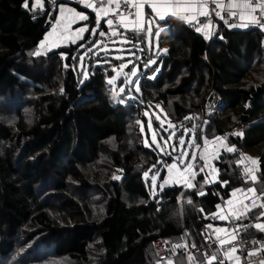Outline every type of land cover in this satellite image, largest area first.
Returning <instances> with one entry per match:
<instances>
[{
	"label": "trees",
	"instance_id": "obj_1",
	"mask_svg": "<svg viewBox=\"0 0 264 264\" xmlns=\"http://www.w3.org/2000/svg\"><path fill=\"white\" fill-rule=\"evenodd\" d=\"M33 1L26 8L25 0H0V264H166L154 247L161 240L185 245L173 264H193L190 245L205 246L201 232L212 224L220 197L227 201L233 189L253 186L264 193L263 30L220 21L206 39L179 19L161 22L159 46L167 51L144 70L138 99L115 105L100 65L105 58L91 60L88 79L78 68L91 32L76 45L33 55L52 23L31 18ZM212 92L223 101L215 118L205 114ZM159 103L172 107L170 119L181 133L191 121L235 146L214 160L215 183L205 184L201 173L195 188L176 185L152 197L143 176L151 166L141 156L154 164L160 156L134 139L132 122L147 123L145 112ZM253 152L261 154L250 183L237 161ZM92 192L101 197L99 206ZM261 209L239 219L248 225L243 238L264 239L253 226L263 219L257 220ZM261 261L264 250L255 258Z\"/></svg>",
	"mask_w": 264,
	"mask_h": 264
},
{
	"label": "snow or ice",
	"instance_id": "obj_2",
	"mask_svg": "<svg viewBox=\"0 0 264 264\" xmlns=\"http://www.w3.org/2000/svg\"><path fill=\"white\" fill-rule=\"evenodd\" d=\"M79 3L83 4L85 8L91 9L95 13L94 19H90V15H86L84 11H78L77 8L71 7L64 3L63 0H50V4L58 9V15H52L51 31L47 32L44 39L40 42L41 45H46L48 47H58L63 41L70 40L72 43H76L77 40L84 39V33L91 32L97 34L99 37L108 36L109 40L113 37H124V33L119 32V28L122 27L125 30H130L134 33L146 32L149 37L153 35V26L155 25L156 31L155 36L159 38L161 31H163L162 23H167L168 19L176 17L195 27L196 32H201L202 29H209L212 20L211 14L214 13L215 17L219 18L228 25L230 28H249L258 27L264 30V0H79ZM145 5L150 9V13L145 12ZM210 5L214 7H210ZM25 7H28V0H25ZM32 7L43 9L44 0H34ZM132 9H135V15L132 16ZM225 14L229 18H233L232 22L225 18ZM203 17L207 22H202L200 18ZM238 17V20L235 19ZM102 18L106 19L107 31L100 30L98 28L102 26ZM77 21L87 22L84 26L77 27L73 29V25ZM94 24V27H89V25ZM199 25V26H196ZM131 26V28L129 27ZM110 33V35H108ZM210 32L205 31V38H209ZM222 38V37H221ZM122 42H128L127 37H124ZM97 43H102V41L95 40L92 41L89 51L92 47H95ZM158 46V44H157ZM136 47V45H133ZM143 51V49H141ZM161 51H167L166 49H161ZM107 54V53H106ZM134 55V53H132ZM33 55H40L37 51ZM83 61V57H80ZM115 59L120 60L122 57L117 56ZM99 62V61H98ZM105 63L109 61L105 60ZM129 64L132 63L131 60L128 61ZM155 63L154 60L149 58L143 63L144 68H148L149 65ZM67 67V65H65ZM127 64L121 63L119 69H124ZM116 75L111 76L107 83L115 89L118 77L123 75L124 80L119 88V91H113L112 99L118 101L120 104H125L128 100H134L136 97L132 94L133 91L139 93L141 91V85L139 82V77L137 74L136 66H133L128 73H121L117 69H113ZM85 77L87 76V70L84 71ZM131 77H137V79H131ZM154 78V77H151ZM123 94V95H122ZM159 107V105H157ZM148 113L145 112V116ZM185 119H190V117H185ZM156 120L159 121L160 117L157 116ZM137 124L141 125L140 131L143 133L144 126L143 121L138 120ZM153 121L151 118L148 120V129L153 132L152 144L158 149L163 156L168 157L171 163L164 161V166L167 168L168 175L163 177V182L157 185V177L160 176V172L157 169V165L153 164L148 170L143 172V176L151 181L152 194L155 195V189L157 186L163 190L165 185H183L185 188L192 189L196 187L197 176L203 173V179L205 184L215 183L219 179V169L216 168L211 161L218 160L219 150L221 148L225 149L227 152L232 153L235 151V146H228L225 143L226 137H215L212 141H209L206 137L203 138V145L197 143V140L201 139L199 135H196V126L193 125L191 129H185L186 132L193 133V138L185 140L183 136L177 138L178 144L180 146V151H176V144H169L168 141L173 139L175 136V130L172 134L168 135L167 139L163 136L160 137L163 143L158 142L157 133L152 127ZM160 127L163 131L167 132V129L163 128V121H160ZM168 128H173L174 125L169 121ZM236 135H242V133H235ZM145 146L150 147L147 140H145ZM187 146V147H185ZM168 148L172 149V152L168 151ZM188 148L200 149L199 158L195 151L189 153ZM175 153V154H174ZM244 159L251 161L252 165L257 164V159L251 157L241 156V160L237 161L239 165ZM201 161L203 163H201ZM198 169V171H197ZM210 170V171H209ZM151 173V176H150ZM254 173L251 167H246L244 169L245 179L248 174ZM213 177L210 179L209 177ZM251 179L255 182L256 177L252 174ZM221 186H228V181H219ZM238 192L255 193L254 188H235L231 192V196H236ZM198 195H206L203 191H198ZM264 197V193L257 196V200H261ZM178 201L180 197L177 198ZM223 200V197H221ZM188 203H191L189 198ZM227 208L231 209L230 212H225L224 208L220 203L215 205L217 209L216 212L211 213L213 219H218L220 221H235L241 218L242 215H246L247 212L251 211L246 205L241 209H234V201L228 199L226 202ZM260 208H264V201L259 205ZM203 211V209H201ZM264 217V212H261L257 217ZM260 232H264V223H255L253 225ZM208 229H212L213 225L210 223L206 226ZM239 227V225H237ZM247 228L248 225H244ZM216 240L219 242L220 246H224V256L228 258L231 262L234 257L233 253L238 251L237 248L227 247L231 243V239L228 238V229L226 228H215ZM220 233H226L225 236H220ZM234 239L235 237L232 236ZM185 245H174V250L184 247ZM195 247V245H193ZM252 255V253H249ZM215 254L212 255V260H217ZM239 259V257H235ZM219 264H225L224 260H220ZM264 264V261H261Z\"/></svg>",
	"mask_w": 264,
	"mask_h": 264
},
{
	"label": "rangeland",
	"instance_id": "obj_3",
	"mask_svg": "<svg viewBox=\"0 0 264 264\" xmlns=\"http://www.w3.org/2000/svg\"><path fill=\"white\" fill-rule=\"evenodd\" d=\"M44 5H45V3H44ZM69 6H71V5H69ZM71 7H73V6H71ZM77 10L80 11L78 8H77ZM51 17H52V15L48 16V20L49 21H52V20L49 19ZM77 22H76V24H74L72 26L73 29H75L77 27H80V26H84L87 23V22L82 21V23L80 22L79 24H77ZM93 25H92V27H93ZM89 27H90V25H89ZM51 30L52 29L50 28L47 32H50ZM87 33L88 32L84 33V37L86 36ZM136 35H137L138 41H133V40L127 39L128 42H122L124 37L126 36V33H124V37H113L112 40H108V36L107 35L105 37H100L99 38L98 36L95 37L96 36L95 34L93 36L92 33H91V36H90V38L88 40V46H90L92 41H95V40L102 41V43H97L95 45V47L91 48V51H89V48H88L87 51L83 55H81V57H83V61H81V59H80V63H79V67L78 68H79L80 73L83 74L84 79H88L89 78V74H88L89 73V68L93 67V69H95V66H91L92 64H89L91 62V60L92 59H97V58H99L101 56V58H105V60L109 61L108 63H105L104 62L105 60H104V61H102L103 63L100 64L101 66H103L104 71L106 73V76H107L106 80H108L111 76L116 75V72L113 71L114 68L117 69L118 71H120L121 73H128V72H130V69L133 66H136L137 74H138V77H139V82L141 83V80L143 79V76H144L143 75L144 74V70H146V69H148L150 67V65H149L148 68H144L143 67V57L147 55V56H152L154 59H156L158 54L162 55L165 51H161L160 46H159V38H157L155 36L154 31H153V35L151 37H149L148 34H145V33H142V32L141 33H136ZM140 38H144V41H145L144 45H143V43L141 41H139ZM78 43H76V44H78ZM157 44H158V46H157ZM62 45H63V42H61L58 47L50 48V47H48L46 45L42 46L41 43H39V45H38L37 49L35 50V52L39 51L40 54H44V53H47V51H49V53H51V52H53L52 50L57 51V50L61 49V47H63V46H66V47H67V45L69 46L70 45V41L68 40V41H66V43L63 46ZM133 45H136V47H133ZM145 47H146V49H145ZM141 49H143V51H141ZM152 50H154V51H152ZM132 53H134V55ZM92 56H93V58H92ZM117 56L122 57V59H120V60L115 59ZM149 58L150 57H147L145 62ZM129 60L132 61L131 64L128 63ZM121 63L127 64V67L124 68V69H119V65ZM142 68H143V70H142ZM85 69L87 70V76L86 77L84 75ZM131 79L134 80V79H137V77H131ZM123 80H124V76L123 75L118 77L115 89H113L111 85H108V90L109 91H108L107 94H108V96L111 99H112L113 91L115 90V91L118 92L119 88L121 86H123L122 85V81ZM135 93H137V92L133 91L132 94L135 96ZM212 93H211L210 101H209L210 104L213 101H215L216 99H218L216 94L214 96V95H212ZM137 94H139V93H137ZM137 99L138 98H136L134 100H137ZM113 102H114L115 105L120 104L116 100H113ZM155 102H156L155 101V97H152L151 98V102L149 104H153V106H154ZM126 103H129V102L127 101ZM158 105H159V107L156 106V107H153L152 109H150L151 112H149L148 115H147V117H148L147 123L143 122V126H144L143 133L140 131L141 125L137 124V121L135 119H133V122H132V127L133 128L131 127L132 131H133L134 139H137L140 142V144L144 145V147H146L145 146V140H147L148 144L151 145V146L150 147H146V148L152 150L156 154L159 153L160 161L156 164L157 165V169H154V171L158 170L160 172V174H161L160 176L157 177V185L162 183L163 182V177H166L168 175L167 168L164 166V161H167L168 163H171V160L168 157L163 156V154L158 149L155 148V145L152 144L153 132L148 129V120H149V118H151L152 121H153L152 127L156 131L157 140L160 143H163V140L160 139L161 136H163L164 139H167L168 135L172 134L173 131L175 130V136H173V139L168 141V143L169 144H176V151L177 152L181 150L180 146L178 144L177 138L180 137V136H183L185 138V140L187 141L189 139H192L193 135H194L193 133L185 131V129H191L192 128L193 125H192L191 121H187V123L184 124V126H185L183 128L184 133H181L182 131H180V129H177V126H175L174 123H172V121L170 119V114L172 113V107L166 109L165 105H163V103H159ZM205 114H206V111H205ZM157 116L160 117L159 121L156 120ZM160 121H163V128L167 129V132H165V131H163V129H161ZM169 121L174 125V129L173 128H168V122ZM195 126H197V125H195ZM207 133L208 132H207V130L205 128V125L202 127V130L198 129V127H197L195 134L199 135L201 137V139L197 140V143H200L201 145H203V138L204 137H206L209 141H212L216 137V136H208ZM185 147H187V146H185ZM168 151L172 152V149L168 148ZM188 151H189V153L195 151L197 153V157L199 158L200 149L188 148ZM223 151H225V149L221 148L219 150V154L221 152H223ZM256 154H261V153L260 152L259 153L253 152V153H249V154L246 153V154H242V155L245 158L246 157H251L253 159H258L259 156H257ZM241 156H240V160H241ZM141 158L146 162L147 165L152 166L154 164V160L152 159V157L151 158H147V157L141 156ZM201 163H203V162L201 161ZM211 163L215 166V161L214 160H212ZM147 165H146V167H147ZM241 165H242V167H241L240 170H241V175L243 177V181H250V183H254L253 180L251 179V176H252V174H254L255 177L257 178L258 163L255 164V165H252L251 161H249L247 159H244L241 162ZM246 167H251L254 170V173L248 174L247 178L245 179L244 169ZM146 170H148V168H146ZM197 171H198V169H197ZM150 176H151V173H150ZM209 178L212 179L213 177L210 176ZM144 179H145L146 182H148V189L150 190L152 197L158 195L160 193V191H161L159 186H157V188L154 190L155 191V195H153L152 194V189H151V181H150V179H146L145 177H144ZM173 186H176V185H173V184L165 185L163 189H166L168 187H173ZM249 188H254L255 193L253 194V193L242 192V195H240L239 198L233 204V208L238 207V205L241 204L242 199H245L244 202H249V204L252 206V208L254 206L259 205L262 201H264L263 197L261 198V200H257L256 197L259 196V194L256 192V188L254 186L253 187H249ZM237 194H241V192H238ZM237 194H236V196H237ZM90 197H92L93 199L96 197L94 202L98 206L100 204H102L101 197L96 196L95 193H93V192L90 193ZM231 197H233V196H231ZM257 207H259V206H257ZM261 212H264V208L261 209ZM259 213L260 212H257V215H259ZM260 223H264V219H262L260 221ZM32 246L33 245H29L26 249H23V250H27L29 248H32ZM35 246L36 245H34V247ZM18 255H22L21 250L18 253ZM157 257L158 258L162 257L160 252H159V254L157 252ZM37 263H42V262L38 261V262H36L34 264H37ZM55 264H70V263L67 262V261H59V262H57Z\"/></svg>",
	"mask_w": 264,
	"mask_h": 264
},
{
	"label": "built area",
	"instance_id": "obj_4",
	"mask_svg": "<svg viewBox=\"0 0 264 264\" xmlns=\"http://www.w3.org/2000/svg\"><path fill=\"white\" fill-rule=\"evenodd\" d=\"M63 1H67L73 4H78V5L81 4L79 3V0H63ZM44 3L45 5L43 9H38L30 13V16L33 20L45 18V17H48L49 15L56 14L57 8L53 7L50 4V0H44ZM210 7H214V6L210 5ZM131 11H132V16H134L135 10L132 9ZM225 18L229 19V22H232L233 18L227 17L226 14H225ZM235 19L238 20V17ZM200 20L202 22H207L206 19L203 17H201ZM211 20L213 22V28L211 30V35L209 36L210 38H212L216 32L217 23L220 21L223 22L219 18L215 17L214 13L211 14ZM185 24L189 27L194 28V26L188 23H185ZM226 26L228 27V25ZM251 28H258V27H249L245 29H251ZM230 29L239 30L241 28L236 27V28H230ZM133 35H136V34L135 33L126 34L125 37H127V39L132 40ZM147 57H150L152 60L155 61V63L151 64L150 67L155 66L161 60L160 56L158 55L156 59H154L152 56L146 55L143 57V63L145 62ZM213 94H215V92ZM222 105H223L222 100L216 99L215 101H213L205 110L207 116L214 117V118L219 116ZM225 202H226L225 199L220 200V204L222 205L223 208H225L226 206ZM228 225L231 228L230 235L234 236L235 238L231 239V243L227 247L238 249L236 253L232 254L234 259L231 262H229L228 258L224 256V246H220L219 242L216 240V236L214 235L213 231L206 228L201 232L202 238L205 241V246L203 248H198L197 246L193 247L194 244H191L190 249L188 250V253L191 257V261L193 264H211L213 262H219L220 260H224L225 263H228V264H249L245 257V254L253 253V252L259 251L260 249L264 248V240H260L257 237L243 238L242 233L245 231L246 228L243 227L244 225L240 224L239 220H235L234 222L228 221ZM237 225H239V227H237ZM174 245H177V244L169 245L166 240H161L154 244L156 252H158V254L160 252V254L162 255V257L159 258L161 261L165 262L166 264H173L174 258L180 249L179 248V249L174 250ZM213 254L217 256L218 258L217 260H212ZM235 257H239V259L237 260L235 259Z\"/></svg>",
	"mask_w": 264,
	"mask_h": 264
},
{
	"label": "crops",
	"instance_id": "obj_5",
	"mask_svg": "<svg viewBox=\"0 0 264 264\" xmlns=\"http://www.w3.org/2000/svg\"><path fill=\"white\" fill-rule=\"evenodd\" d=\"M64 3H66V4H68V5H71L69 2H67V1H63ZM33 3H34V1H33ZM225 3H227V0H225ZM71 6H73V5H71ZM81 8H82V11H84L85 12V14L86 15H88V12H91V13H93L92 12V10L91 9H88V8H85L84 7V5L83 4H80L79 5ZM74 7V6H73ZM77 8V7H76ZM32 9L33 10H38L39 8H33L32 7ZM135 10V9H134ZM145 12L146 13H150L151 12V9L147 6V5H145ZM94 14V16H95V13H93ZM55 15H58V9H57V11H56V14ZM173 18H176V17H173ZM106 19L107 18H102V26L101 27H99L98 28V31H100V30H105V31H107V25H106ZM176 19H179V18H176ZM181 22H183V23H185L184 21H182L181 19H179ZM82 23V21H78L77 22V24H79V23ZM52 23H54V21H52ZM51 23V24H52ZM95 25H93V27H94ZM196 26H199V25H196ZM130 28H131V26H129ZM195 28V27H194ZM212 28H213V22H212V24H211V26H210V28L209 29H202L201 30V34H203L204 35V33H205V31H208V32H210L211 33V30H212ZM241 29H243V30H246L245 28H241ZM119 32H123V33H126L127 34V32L128 33H131L132 31H130V30H125L124 28H122V27H120L119 29ZM157 29H156V27H155V25L153 26V31H154V34H155V31H156ZM162 32V31H161ZM263 32H264V30H263ZM132 33H134V32H132ZM142 33H145V34H147L146 32H142ZM161 34V33H160ZM97 35V34H96ZM108 35H110V33H108ZM211 35V34H210ZM98 36V35H97ZM205 36V35H204ZM99 37V36H98ZM160 37V36H159ZM100 38V37H99ZM109 40V39H108ZM66 41H68V40H66ZM66 41H63V45L66 43ZM70 41V40H69ZM78 42H81V40H77L76 41V43H78ZM76 43H72L71 41H70V44H76ZM62 45V46H63ZM64 47V46H63ZM50 48H55V47H50ZM62 48V47H61ZM145 49H146V47H145ZM162 49H164V48H162ZM166 49V48H165ZM52 51H54V50H52ZM152 51H154V50H152ZM47 53H49V51H47ZM47 53H44V54H47ZM41 55V54H40ZM240 195H242V192H241V194H237V196H234V197H231V199L234 201V203H235V201L239 198V196ZM244 200L245 199H242V202H241V204H239L238 205V207H235L234 209H241L244 205H246L249 209H251V210H253L254 208H256L257 206H254L253 208H252V206L249 204V202H244ZM224 210H225V212H230L231 211V209H229V208H227V206H225V208H224ZM247 214V213H246ZM242 216H245V215H242ZM241 216V217H242ZM261 218H263L264 219V217H261ZM226 223H227V221H220L219 220V222L217 223V225H214V235L216 236V233H215V228H217V227H219V228H226L227 229V226H226ZM264 233V232H263ZM220 236H225V235H227L226 233H220L219 234ZM228 238H230V236L228 235Z\"/></svg>",
	"mask_w": 264,
	"mask_h": 264
},
{
	"label": "bare ground",
	"instance_id": "obj_6",
	"mask_svg": "<svg viewBox=\"0 0 264 264\" xmlns=\"http://www.w3.org/2000/svg\"><path fill=\"white\" fill-rule=\"evenodd\" d=\"M221 198V197H220ZM224 199V198H223ZM221 200V199H220ZM220 200H219V203H220ZM226 201V200H225ZM209 219L211 220V222H212V225H213V223L214 224H217L218 222H219V220L218 219H213L212 218V216H210L209 217ZM243 225V224H242ZM226 226H227V229H228V233H231V228L229 227V225H228V221H227V223H226ZM207 228V227H206ZM205 228V229H206ZM211 231H213V233H214V225H213V228L212 229H210ZM247 230V229H246ZM230 236V238L229 239H232V236L231 235H229ZM250 238V237H249ZM258 238V237H257ZM260 239V238H259ZM260 240H264V239H260ZM264 250V248H262V249H260L259 251H256V252H253L252 253V255H249V253H246L245 254V257H246V259H247V261H248V263L249 264H257L256 262H255V258H256V256H257V254H259L260 252H262ZM174 263V262H173Z\"/></svg>",
	"mask_w": 264,
	"mask_h": 264
},
{
	"label": "clouds",
	"instance_id": "obj_7",
	"mask_svg": "<svg viewBox=\"0 0 264 264\" xmlns=\"http://www.w3.org/2000/svg\"><path fill=\"white\" fill-rule=\"evenodd\" d=\"M70 3V2H69ZM80 5V4H79ZM36 11V10H35ZM50 23V25H51V22H49ZM247 30V29H246ZM132 33V32H131ZM131 33H128L127 32V34H131ZM136 34V33H135ZM92 35H93V33H92ZM91 36V35H90ZM210 38V37H209ZM145 50V49H144ZM158 56H160V54H158ZM239 220V219H238Z\"/></svg>",
	"mask_w": 264,
	"mask_h": 264
},
{
	"label": "water",
	"instance_id": "obj_8",
	"mask_svg": "<svg viewBox=\"0 0 264 264\" xmlns=\"http://www.w3.org/2000/svg\"><path fill=\"white\" fill-rule=\"evenodd\" d=\"M46 27H50V23L49 22L47 23Z\"/></svg>",
	"mask_w": 264,
	"mask_h": 264
}]
</instances>
